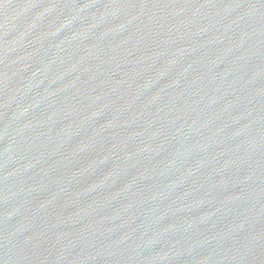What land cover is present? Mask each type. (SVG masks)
<instances>
[{
    "label": "water",
    "instance_id": "95a60500",
    "mask_svg": "<svg viewBox=\"0 0 264 264\" xmlns=\"http://www.w3.org/2000/svg\"><path fill=\"white\" fill-rule=\"evenodd\" d=\"M0 264H264V0H0Z\"/></svg>",
    "mask_w": 264,
    "mask_h": 264
}]
</instances>
